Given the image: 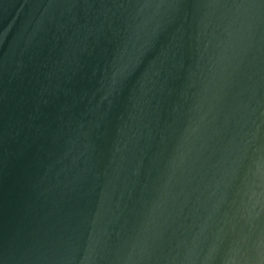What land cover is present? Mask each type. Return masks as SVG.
<instances>
[{"label": "water", "instance_id": "1", "mask_svg": "<svg viewBox=\"0 0 264 264\" xmlns=\"http://www.w3.org/2000/svg\"><path fill=\"white\" fill-rule=\"evenodd\" d=\"M0 264H264V0H0Z\"/></svg>", "mask_w": 264, "mask_h": 264}]
</instances>
